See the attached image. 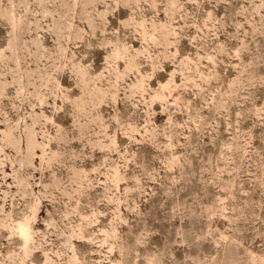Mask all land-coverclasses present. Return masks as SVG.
<instances>
[{"label":"rangeland","instance_id":"obj_1","mask_svg":"<svg viewBox=\"0 0 264 264\" xmlns=\"http://www.w3.org/2000/svg\"><path fill=\"white\" fill-rule=\"evenodd\" d=\"M0 264H264V0H0Z\"/></svg>","mask_w":264,"mask_h":264},{"label":"snow or ice","instance_id":"obj_2","mask_svg":"<svg viewBox=\"0 0 264 264\" xmlns=\"http://www.w3.org/2000/svg\"><path fill=\"white\" fill-rule=\"evenodd\" d=\"M31 217H25L24 220L20 221L16 225V231L19 233L20 237L27 241L28 233L30 232L29 225L31 224Z\"/></svg>","mask_w":264,"mask_h":264}]
</instances>
